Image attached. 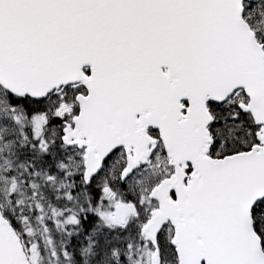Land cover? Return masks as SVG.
I'll return each instance as SVG.
<instances>
[{
    "label": "snow or ice",
    "instance_id": "1",
    "mask_svg": "<svg viewBox=\"0 0 264 264\" xmlns=\"http://www.w3.org/2000/svg\"><path fill=\"white\" fill-rule=\"evenodd\" d=\"M0 264H264V0H0Z\"/></svg>",
    "mask_w": 264,
    "mask_h": 264
}]
</instances>
